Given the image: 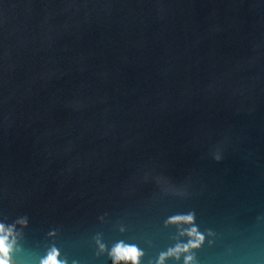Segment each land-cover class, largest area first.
Masks as SVG:
<instances>
[{
  "label": "water",
  "instance_id": "1",
  "mask_svg": "<svg viewBox=\"0 0 264 264\" xmlns=\"http://www.w3.org/2000/svg\"><path fill=\"white\" fill-rule=\"evenodd\" d=\"M0 224L12 264H264V0H0Z\"/></svg>",
  "mask_w": 264,
  "mask_h": 264
},
{
  "label": "clouds",
  "instance_id": "2",
  "mask_svg": "<svg viewBox=\"0 0 264 264\" xmlns=\"http://www.w3.org/2000/svg\"><path fill=\"white\" fill-rule=\"evenodd\" d=\"M194 219L192 214L183 217H175L174 220H182L185 222H192ZM19 223L26 224L27 220L22 219ZM12 234V229H6L3 224H0V264H12L11 252L13 250L12 243L9 242V236ZM187 235L191 238L189 243L183 247H177L175 250L170 251L169 255H179L181 252H188L190 249H194L199 246L204 237L200 235L195 228L188 231ZM103 249V245H101ZM114 264L119 261L131 262V264H138L141 252L135 246H126L118 244L112 249L111 253ZM59 253L56 249H52L46 258L41 261V264H66L65 261L58 259ZM163 256L161 261H163ZM185 264H194V258L191 255L185 257Z\"/></svg>",
  "mask_w": 264,
  "mask_h": 264
}]
</instances>
